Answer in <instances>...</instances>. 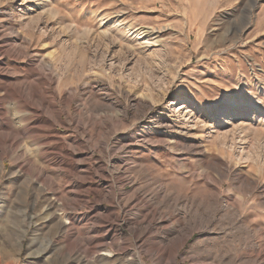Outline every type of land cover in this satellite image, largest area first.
<instances>
[{
  "label": "rangeland",
  "instance_id": "obj_1",
  "mask_svg": "<svg viewBox=\"0 0 264 264\" xmlns=\"http://www.w3.org/2000/svg\"><path fill=\"white\" fill-rule=\"evenodd\" d=\"M0 31L38 108L0 105V264H264V0H0Z\"/></svg>",
  "mask_w": 264,
  "mask_h": 264
},
{
  "label": "bare ground",
  "instance_id": "obj_2",
  "mask_svg": "<svg viewBox=\"0 0 264 264\" xmlns=\"http://www.w3.org/2000/svg\"><path fill=\"white\" fill-rule=\"evenodd\" d=\"M141 31V30H140ZM141 35V34H139ZM144 35V34H143ZM13 40L12 36H8L7 34L3 33L0 31V59H13V60H19L21 58V53L20 51L14 47L12 44H8L9 40ZM144 39V38H143ZM6 48V50H4ZM8 48V49H7ZM30 62V60H29ZM46 65V64H45ZM47 66V65H46ZM35 72L36 76H40L41 72H39L38 70L33 71ZM14 72L13 73H6L4 75H2V73H0V79L1 81L3 80L4 83L2 84L0 91H3V95L0 96V105L3 104V102H8V101H12V103L14 102V104H19L22 103L24 104V107L27 108L28 110L32 111V114H34L35 116L38 115V108L36 107V103L34 100L30 99L29 100V95L26 96L28 94V90L30 88V85H28L26 83L25 80H22V78L20 76H18L16 79H19V81H15L14 79ZM51 77V76H50ZM47 78V77H46ZM38 80V79H37ZM36 80V81H37ZM42 80V78H41ZM40 80V81H41ZM44 80V79H43ZM53 80V79H52ZM39 81V80H38ZM39 81V83H40ZM49 81V80H48ZM38 83V84H39ZM41 84V83H40ZM39 84V85H40ZM34 85V84H33ZM35 87V86H34ZM37 87V86H36ZM38 88V87H37ZM42 89V87H40ZM50 88V87H49ZM31 89V88H30ZM33 90V89H32ZM32 90L30 92H32ZM38 89H35L33 91H36ZM40 91V90H39ZM40 93V92H38ZM32 95V94H31ZM40 95V94H39ZM34 96V95H33ZM32 96V97H33ZM38 97V96H37ZM40 97V96H39ZM37 99V98H36ZM44 99V98H43ZM43 101V100H41ZM46 101V100H45ZM44 102V101H43ZM48 102V101H47ZM49 103V102H48ZM42 104V103H41ZM47 105V103H46ZM39 106V105H38ZM48 106V105H47ZM181 108L180 110H184L187 109V105L186 103L183 101L181 103ZM40 107V106H39ZM40 110V109H39ZM43 110V109H42ZM46 110V108H45ZM22 112V111H21ZM43 113V111H41ZM41 113V114H42ZM44 115V114H43ZM23 116V115H22ZM42 115H40L41 117ZM33 118L34 117H30V116H24V118L22 119L21 122H19V124L17 126L20 127V129H16V128H12L10 129L12 134L15 136L17 134H21V133H26L29 135L30 138L34 139L37 142H39V138L37 135H33L31 134L33 131V129H35L36 126L39 125H35L33 124ZM13 119H7L6 116L4 114L0 113V156H2V154L7 151V149L9 148V143H10V139L11 135L4 133L2 131L3 126H8L10 124V126H12L13 124ZM12 121V123H11ZM14 125H16L14 123ZM34 126V128L32 129L31 126ZM41 125V124H40ZM13 127V126H12ZM44 127V126H43ZM6 129V128H5ZM9 129V128H8ZM7 129V130H8ZM9 130V131H10ZM36 132V131H35ZM38 132V131H37ZM41 133V132H40ZM27 135V136H28ZM40 135V134H38ZM17 138H20V136H16ZM13 138V140L16 139ZM24 138V137H23ZM41 139V138H40ZM21 140V139H20ZM19 142V141H18ZM45 144V143H44ZM11 145V144H10ZM14 146V145H13ZM16 146V145H15ZM11 153V152H10ZM18 153V152H17ZM27 156V155H26Z\"/></svg>",
  "mask_w": 264,
  "mask_h": 264
}]
</instances>
